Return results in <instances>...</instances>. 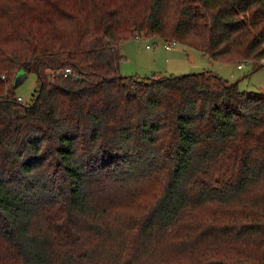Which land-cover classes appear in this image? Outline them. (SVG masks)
Wrapping results in <instances>:
<instances>
[{"label": "trees", "instance_id": "1", "mask_svg": "<svg viewBox=\"0 0 264 264\" xmlns=\"http://www.w3.org/2000/svg\"><path fill=\"white\" fill-rule=\"evenodd\" d=\"M135 34L256 68L264 0H0V264H264V92L123 74Z\"/></svg>", "mask_w": 264, "mask_h": 264}, {"label": "rangeland", "instance_id": "2", "mask_svg": "<svg viewBox=\"0 0 264 264\" xmlns=\"http://www.w3.org/2000/svg\"><path fill=\"white\" fill-rule=\"evenodd\" d=\"M163 41L164 39L159 36H145L144 34H140L139 37L132 36L121 40V51L126 55L125 58L120 61V63L124 66L121 68V72L123 74L142 76L150 75L152 71L182 73L205 69L214 71L230 81H237L239 88L264 92V65L253 68L254 61L249 59L242 61L241 58H238V60L242 61L243 66L237 67V62L210 59L200 49L179 41H176L171 49H167L163 46ZM154 48H157V57L155 56V60L156 65H158L159 68L156 69L152 66L149 70L144 68V70H142L143 72H134L132 70V68L134 69V64H140L141 61L149 62L151 51ZM174 49L180 50L178 51L181 53L180 58H173L170 56V53L172 52L171 50ZM168 57L171 59L169 60V64L165 66L166 58ZM182 58L184 65H180L178 68H175L176 70L169 69L172 67L173 63H178L177 59L181 60ZM259 60L264 61V58H260ZM125 69H128V72H124ZM2 77L4 78V75ZM35 79L36 74L32 69L27 72L21 81L15 84V94L20 95L23 101L30 100L35 87Z\"/></svg>", "mask_w": 264, "mask_h": 264}, {"label": "crops", "instance_id": "3", "mask_svg": "<svg viewBox=\"0 0 264 264\" xmlns=\"http://www.w3.org/2000/svg\"><path fill=\"white\" fill-rule=\"evenodd\" d=\"M147 45V44H146ZM174 45V44H173ZM172 45V46H173ZM171 46V47H172ZM171 47H169V48H167V49H171ZM157 49V48H156ZM156 49L154 48V49H152V51H151V57H150V60H149V62H143V61H141L140 62V64L138 63H135L134 64V69L132 68V70L134 71V72H137V73H140V72H143L142 70H144V68L146 69V70H149V68H152V66H153V68H159V66L158 65H156V60H155V56L157 57V55H156ZM172 52L170 53V56L171 57H173V58H180V55H181V53L180 52H178V51H180L179 49H174V50H171ZM126 56V55H125ZM171 58L170 57H168V58H166V63H165V66L167 65V64H169V60H170ZM178 60V63L177 64H175V63H173L172 64V67H170L169 69H172V70H174L175 68H178L180 65H184V63H183V58L181 59V60H179V59H177ZM148 66H151V67H148ZM124 66H123V64H121L120 63V65H119V69H120V71L122 70L121 68H123ZM156 69H154V70H156ZM176 70V69H175ZM124 72H128V69H125V71ZM158 72H161V71H158ZM162 73H166V72H162Z\"/></svg>", "mask_w": 264, "mask_h": 264}, {"label": "built area", "instance_id": "4", "mask_svg": "<svg viewBox=\"0 0 264 264\" xmlns=\"http://www.w3.org/2000/svg\"><path fill=\"white\" fill-rule=\"evenodd\" d=\"M139 36H140V34H135V35H134V37H139ZM176 41H177V40H175V39L164 40V41H163V46H164L165 48H169V47H171L173 44H175ZM247 59L251 60L250 58H245V59H243V60H247ZM243 60H242V61H243ZM242 61L237 62L236 66H237V67H242V66H243ZM64 71H65V72H66V71H70L69 67H65ZM3 75H4V74H2V76H3ZM15 96H16V98L19 99V100L22 99V97H21L20 95H15Z\"/></svg>", "mask_w": 264, "mask_h": 264}, {"label": "water", "instance_id": "5", "mask_svg": "<svg viewBox=\"0 0 264 264\" xmlns=\"http://www.w3.org/2000/svg\"><path fill=\"white\" fill-rule=\"evenodd\" d=\"M26 75L25 70L20 67L15 71L14 77H13V83L16 84L17 82L21 81L24 76Z\"/></svg>", "mask_w": 264, "mask_h": 264}]
</instances>
